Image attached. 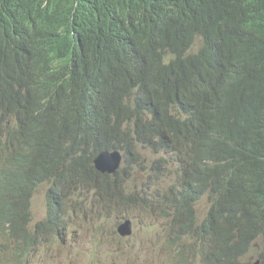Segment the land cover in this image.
<instances>
[{
    "label": "trees",
    "instance_id": "trees-1",
    "mask_svg": "<svg viewBox=\"0 0 264 264\" xmlns=\"http://www.w3.org/2000/svg\"><path fill=\"white\" fill-rule=\"evenodd\" d=\"M137 5L138 0H0V23L10 32L29 22L31 32L58 19L65 32H81L86 45L75 59L82 75L91 70L98 56L95 46L116 52L121 44L129 43L126 47L134 51L125 52L122 67L129 68L126 60L137 56L142 67L156 72L157 79L141 80L143 93L138 97L121 85V73L113 75L111 89L95 104L106 128L104 136L115 141L96 137L86 144H185L192 155L189 161L182 160L184 193L174 204L175 219L164 212L170 220L169 233L181 242L176 247L178 263L195 254L193 238L210 233L219 247L236 241L250 243L261 236L264 264V0H201L196 12L212 15L214 24L221 27L217 31L189 13L159 33H144L131 27ZM4 27L0 41L9 45L13 35L6 39ZM197 35L203 38L202 49L186 55ZM166 54L176 55L169 65H164ZM209 62L217 83L206 92L198 77ZM72 91L83 95L85 90ZM16 101L11 96L0 98V130L8 124ZM39 103L28 110L35 122L34 139L27 141L26 151L0 167V189L31 212L42 175L69 161L64 152L72 148L71 132L64 129L60 113L55 114L49 102ZM208 188L215 197L213 213L207 226L200 227L192 214L193 202ZM5 209L0 199V223L6 217ZM65 215L61 200L54 198L47 206L45 222L37 225L44 234L34 235L33 241L53 251L55 237L48 232L66 224ZM23 229L22 222L5 226L0 237H18ZM208 253L207 264H220L215 262L219 250L208 249Z\"/></svg>",
    "mask_w": 264,
    "mask_h": 264
},
{
    "label": "clouds",
    "instance_id": "clouds-1",
    "mask_svg": "<svg viewBox=\"0 0 264 264\" xmlns=\"http://www.w3.org/2000/svg\"><path fill=\"white\" fill-rule=\"evenodd\" d=\"M200 2L201 0H138L132 14L131 27H139L144 33H159L178 22L183 16L193 13L197 22L210 24L215 31L219 30L221 27L214 24L212 15L196 12ZM23 25L25 26L19 25L9 32L7 31L9 28L0 23V29L4 27L6 39L10 38L9 34L13 35L9 45L0 41V98L11 96L17 99L12 106L8 124L0 130V167L16 154L26 151L27 141L34 139L35 122L28 110L36 101L40 102L41 106L49 102L55 114L60 113L64 129L71 132L72 136L70 143L72 148L64 152L71 159L52 166L42 175L40 187L33 196L32 212L29 207L20 205L21 202L4 189H0V199L6 205V217L0 223V233L5 226L20 222L26 229V231L23 229L24 235L18 237L11 238L8 235L0 237V264H15L20 261L21 264H33L36 258L41 261L53 258L51 252L48 253L51 249L44 248L43 243H35L33 236L44 234L37 230V225L45 222L47 206L54 198L61 200L66 211L64 216L66 224L48 232L55 237L51 243L54 251L66 250L63 243L59 242V238H56L66 228H76L71 230V237L73 234L75 236L86 234L90 228L96 231L99 229L104 234L107 233V229H112L110 237H102L93 245L97 249L112 246L115 239L131 238L134 234V218L129 215L131 207L138 211V208L149 210L155 203L161 205L163 219L167 221L164 227L169 231L170 220L164 216V212L173 215L175 219L177 210L174 204L184 193L186 185L184 176L186 167L182 160L189 161L192 155L187 146L167 144L168 147H152L140 142L86 144L96 137L111 140L104 136L105 127L100 123L95 101L109 92L111 88L108 86L113 82V75L121 73L123 75L121 85L126 89L130 87L136 96L142 97L141 80L157 79L156 72L142 67L137 61V56L126 60L131 64L129 68L122 67V56L127 55L125 52L134 51L126 47L129 43H123L121 46L126 48L120 46L116 52L111 48L105 49L102 45L95 46L94 52H97L98 56L91 70L82 75L75 59V55L81 54L82 47L86 45V38L80 37L81 32H65L58 19L50 20L39 31L29 32L28 27L31 25L29 22ZM37 32L38 38L35 37ZM203 45V38L197 35L186 55L197 53ZM175 58L174 54H166L164 65H169ZM209 65L210 62L203 65L202 73L198 77L200 88L206 92H210L217 83ZM12 69V73L9 74L8 71ZM77 87L85 90L83 95L72 91L77 90ZM78 90L81 91L80 88ZM34 114L37 115L35 112ZM155 140L159 142V139ZM103 153L121 156L120 165L115 172L109 171L110 163L105 157L99 160ZM148 155L154 159L151 160ZM130 162L132 166L128 167ZM149 162L153 167L156 166L154 170L146 168ZM209 163L210 166L214 165L212 162ZM112 167L117 165L114 164ZM163 172L171 183L167 184L164 194H159L157 189L152 192L150 190L152 176L159 179ZM134 178L136 184L132 188ZM39 194L44 197V214L41 218H36L34 202ZM67 196L69 197L66 200ZM214 200L212 189L208 188L202 197L193 202L192 214L200 227L207 226L213 213ZM213 219L216 217L213 216ZM70 223L72 225L69 226ZM129 229L131 234L123 236ZM92 237H89L88 242ZM201 238H193L196 252L189 255L181 264H192L200 250L203 252L205 247L220 251L215 261H219L220 264H262L261 236L250 243L236 241L221 247L216 246L210 234ZM56 240L58 243L54 244ZM73 243L76 244L75 241ZM107 251L113 255L109 257L107 255L105 264L139 263L135 253L125 247L115 246ZM174 252L175 255L179 253L176 248ZM206 254L209 255L208 252ZM199 261L201 264H207L206 260L202 263L201 258ZM176 264H179L178 259Z\"/></svg>",
    "mask_w": 264,
    "mask_h": 264
},
{
    "label": "rangeland",
    "instance_id": "rangeland-1",
    "mask_svg": "<svg viewBox=\"0 0 264 264\" xmlns=\"http://www.w3.org/2000/svg\"><path fill=\"white\" fill-rule=\"evenodd\" d=\"M148 156L151 160L154 159L153 156ZM131 163H129L128 167L132 166ZM147 167L150 170H154L156 166L153 167L152 163L149 162ZM165 175L166 173L163 172L159 179L152 176L150 188L152 192L157 189L159 194L165 193L167 184L171 183L165 178ZM135 184L136 180L134 178L132 188L135 187ZM44 204V197L39 194L34 202V216L36 218L43 216ZM162 211L163 207L156 203L149 210L138 208V211H134L133 207H131L129 215L134 218L133 236L127 240L115 239L112 246H104L102 249L94 248L93 245L102 237H110L111 235L109 234L112 229H107V233L104 234L99 229L96 231L94 228H90L86 231V234L81 233L76 236L73 234L71 237V230L76 228H66L60 233V236L56 237L59 238L60 243H63L66 250H49L48 253L51 252L52 259L41 261L36 258L33 264H105L108 255L107 250L115 246H122L134 252L139 264H176L177 257L174 251L181 242L175 239V233H169L165 229L164 226L167 221L163 219ZM89 237H92L90 242H88ZM56 243H58L57 240L54 244ZM191 246L194 247V244ZM95 251H98V253H94ZM203 252L202 256L200 254L197 255L196 260L192 264H201L199 258H201L202 263L204 262Z\"/></svg>",
    "mask_w": 264,
    "mask_h": 264
},
{
    "label": "water",
    "instance_id": "water-1",
    "mask_svg": "<svg viewBox=\"0 0 264 264\" xmlns=\"http://www.w3.org/2000/svg\"><path fill=\"white\" fill-rule=\"evenodd\" d=\"M103 157H105L107 159V161L110 163L109 171L110 172H115L118 169L119 165H120L121 156H112V155H110L108 153H103L100 156L99 160L101 158H103ZM114 164H116L117 167H112ZM130 234H131V231L129 229V231L126 234H124L123 236H127V235H130Z\"/></svg>",
    "mask_w": 264,
    "mask_h": 264
},
{
    "label": "bare ground",
    "instance_id": "bare-ground-1",
    "mask_svg": "<svg viewBox=\"0 0 264 264\" xmlns=\"http://www.w3.org/2000/svg\"><path fill=\"white\" fill-rule=\"evenodd\" d=\"M242 3V2H241ZM233 14V13H232ZM163 37V36H162ZM216 49V48H215ZM169 68V67H168ZM221 68V67H220ZM217 73V72H216ZM159 88V87H158ZM205 96V95H204ZM203 106V105H202ZM199 108V107H198ZM201 119V118H200ZM197 124V123H196ZM106 129V128H105ZM145 142H146V140H145ZM156 146V145H155ZM198 157H199V155H198ZM198 163V162H197ZM189 196V195H188ZM188 208V207H187ZM186 208V209H187ZM193 221V220H192ZM191 222V221H190ZM198 225V224H197ZM195 227V226H194ZM195 229V228H194ZM209 231V230H208ZM205 232V231H204ZM209 233V232H208ZM213 233V232H212ZM210 234V233H209ZM207 235V234H206ZM207 244V243H206ZM54 251V250H53ZM208 252V249L205 247L204 248V252H203V256H204V259H205V255H206V253ZM260 252H261V250H260Z\"/></svg>",
    "mask_w": 264,
    "mask_h": 264
}]
</instances>
